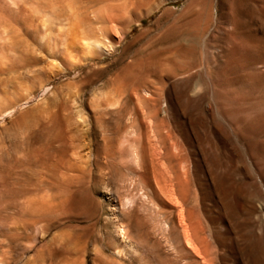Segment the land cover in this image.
Masks as SVG:
<instances>
[{
  "label": "rangeland",
  "instance_id": "374dc122",
  "mask_svg": "<svg viewBox=\"0 0 264 264\" xmlns=\"http://www.w3.org/2000/svg\"><path fill=\"white\" fill-rule=\"evenodd\" d=\"M77 32L104 51L65 49ZM105 191L125 226L153 215L156 264H264V0H0V264H138Z\"/></svg>",
  "mask_w": 264,
  "mask_h": 264
},
{
  "label": "bare ground",
  "instance_id": "6f19581e",
  "mask_svg": "<svg viewBox=\"0 0 264 264\" xmlns=\"http://www.w3.org/2000/svg\"><path fill=\"white\" fill-rule=\"evenodd\" d=\"M72 12H73V10H72ZM70 13H71V11H70ZM72 14V13H71ZM72 16H73V14H72ZM71 17V16H70ZM74 17V16H73ZM75 18V17H74ZM73 18V19H74ZM75 20V19H74ZM74 20L72 21L71 20V23L72 22H74ZM67 23H68V21H67ZM73 25V24H72ZM76 25H78V24H75L74 26H76ZM65 26V25H64ZM73 26V28H75ZM81 26V25H80ZM70 27V26H69ZM61 28V27H60ZM63 29V28H62ZM61 29V30H62ZM69 29V28H68ZM82 29V28H81ZM73 30V29H72ZM76 31H78L77 30V28L75 29ZM73 31V32H76V31ZM63 31V30H62ZM67 31V30H66ZM59 32H61L60 31V29H59ZM64 32V31H63ZM62 33V32H61ZM61 33H58V36H59V34H61ZM66 34V33H65ZM73 34V35H72ZM71 35L73 36V37H75L77 34H78V36H76V37H78V38H80V34L77 32V34L75 35L74 33H72ZM62 35V34H61ZM65 36V35H64ZM66 37H67V35H66ZM60 38H61V36H60ZM76 38H70V41L69 42H65L66 41V38H64V43H66V44H64L65 45V49H68V50H73V51H77V52H81V53H90L91 51L93 52H102V51H104L103 50V44H104V42L103 43H101L102 41L100 40V42L99 41H95V43H92L93 41L92 40H90V41H92V42H88V39H86L87 40V42H86V40H85V38H80V40H78V39H76ZM62 41H63V39H61ZM62 43V42H61ZM109 45V44H108ZM63 46V45H62ZM62 49V48H61ZM105 49V48H104ZM92 52L90 53V54H92ZM65 53H67V52H65ZM69 53V52H68ZM71 55V54H70ZM70 55H68V56H70ZM77 54H75V56H76ZM74 56V55H73ZM74 56V57H75ZM82 56V55H81ZM86 56V55H85ZM88 56H89V54H88ZM72 57V56H71ZM71 57H69V59H71ZM87 57V56H86ZM85 58V57H84ZM83 59V58H82ZM144 95V94H143ZM110 97V96H109ZM101 99H99V101H100ZM107 100V99H106ZM109 100V99H108ZM96 101H98V100H96ZM98 101V103H100L101 101V103L99 104V105H101L102 103H104V104H106L105 102H103L104 100H101L100 102ZM112 102H114V101H112L111 99H110V101H109V105H111L112 104ZM94 103H95V101H94ZM96 104V103H95ZM97 106H98V104H97ZM97 106H95L96 107V109H98L99 110V108L97 107ZM102 107V106H101ZM100 107V110H104L105 109V111H103V113H102V115L104 114V113H106L107 111H106V108L108 107H106V108H101ZM111 107V106H110ZM110 107H108V108H110ZM113 107V106H112ZM93 110V109H92ZM99 110V111H100ZM109 111L111 110V109H108ZM9 111V110H8ZM101 111V112H102ZM11 113V112H10ZM110 113L111 112H109V113H106L105 114V116L106 117H108L109 115H110ZM6 114V113H5ZM8 114V113H7ZM93 114V113H92ZM95 114H98V113H94L93 115H95ZM108 114V115H107ZM10 115V114H9ZM140 115H141V113H140ZM143 115V114H142ZM63 116V115H62ZM66 116V115H65ZM112 116H113V114H112ZM8 117V116H7ZM78 117L80 118H82L83 117V115H81V116H79L78 115ZM98 117H100V115L98 116ZM98 117H95V120H96V118H98ZM144 117H147V116H144ZM143 117V118H144ZM73 118V117H72ZM84 118V117H83ZM100 118H102V117H100ZM99 118V119H100ZM148 118V117H147ZM150 118V117H149ZM152 118V117H151ZM65 119H66V117H65ZM152 119H154V118H152ZM76 120V119H75ZM86 120V119H85ZM84 120V121H85ZM102 120V119H101ZM144 120V119H143ZM142 120V121H143ZM147 120H149V119H146V121ZM66 121V120H65ZM97 121V120H96ZM151 120H149V122H150ZM75 122V121H74ZM98 122H101L100 120L98 121ZM98 122H97V124H98ZM65 123V122H64ZM76 123V122H75ZM103 123V122H102ZM152 123V122H151ZM87 124V123H86ZM96 124V125H97ZM148 124V123H147ZM154 124V123H153ZM157 124V123H156ZM83 125V124H82ZM100 125H103V124H100ZM146 125V124H145ZM149 125V124H148ZM158 125V124H157ZM64 126V125H63ZM76 126V125H75ZM80 126H81V123H80ZM98 126V125H97ZM155 126V125H154ZM83 127V126H82ZM98 127H100V126H98ZM146 127V126H145ZM148 127H150V125L148 126ZM102 128V127H101ZM70 129V128H69ZM78 130H79V128H77ZM80 129H82L81 127H80ZM148 129V128H147ZM155 129H157L156 127H155ZM75 130H76V128H75ZM77 130V131H78ZM84 130V129H83ZM82 130V131H83ZM132 130V129H131ZM149 130V129H148ZM69 130L67 129V132H68ZM80 131V130H79ZM150 131V130H149ZM131 133V135H132V131H130ZM134 132V131H133ZM145 132H146V130H145ZM148 132V131H147ZM146 132V133H147ZM151 132V131H150ZM69 133V132H68ZM154 133V132H153ZM77 135L79 136V133H77ZM128 136H130L129 134H127ZM133 135H134V133H133ZM155 135H156V133H155ZM75 136V135H74ZM140 136H142V135H139L138 137H140ZM144 136V135H143ZM83 137V136H82ZM131 137V136H130ZM129 137V138H130ZM133 137V136H132ZM137 137V138H138ZM148 137V136H147ZM146 137V138H147ZM159 137V136H158ZM79 138V137H78ZM84 138V137H83ZM125 138H127V136L125 137L124 136V139ZM128 138V139H129ZM137 138H135V141L133 142V140H131L132 142L131 143H135L138 147H139V144H137V143H140L141 144V142H137ZM76 139V138H75ZM80 139H82V138H80ZM79 139V141L81 142V140ZM131 139H133V138H131ZM141 139V138H140ZM149 139H150V137H149ZM154 139V137H152V139L151 140H153ZM158 139V138H157ZM119 140V139H118ZM122 142L124 141V140H122V139H120ZM127 140V139H126ZM141 141V140H140ZM149 141V140H148ZM83 142H84V139H83ZM83 142H81V143H83ZM118 142V141H117ZM150 142H152V144H153V141H150ZM156 142V141H155ZM158 142H159V140H158ZM120 143L121 142H119V144L118 145H120ZM124 143V144H123ZM122 144L125 146L126 145V143H125V141L123 142ZM148 143V142H147ZM106 144H108V143H106L105 142V146H106ZM110 144V143H109ZM129 144V143H128ZM127 144V145H128ZM148 144H150V143H148ZM158 144V143H157ZM156 143L154 144L155 146L157 145ZM123 145H121V146H118V148L119 147H122ZM108 146V145H107ZM106 146V147H107ZM133 146V145H132ZM131 145L130 146H128V150H129V157H128V154H127V151H126V158H127V160L129 161V163L131 164V166H133V167H135V170H136V166H138V156L139 155H137V153H136V151H135V149L132 147ZM148 146V145H147ZM105 147V148H106ZM149 147V146H148ZM81 148V147H80ZM111 148V147H110ZM124 148H126V146L124 147ZM141 148V147H140ZM109 149V148H108ZM152 149V148H151ZM159 149H161V148H159ZM159 149H157V150H159ZM111 149H109L108 151H110ZM125 150H127V148L125 149ZM137 150H139V149H137ZM163 150V149H162ZM122 153L124 152V150L122 151V150H120ZM140 151V150H139ZM138 151V152H139ZM151 151H153V150H151ZM155 151V150H154ZM148 152H149V150H148ZM159 152V151H158ZM157 151H156V153H157V155L159 154ZM115 153V152H114ZM122 153H121V155H122ZM150 153V152H149ZM154 153V152H153ZM160 153H161V151H160ZM118 154H120V153H118ZM124 154H125V152L123 153V157H124ZM162 154V153H161ZM112 156V155H111ZM118 156V155H117ZM149 156H151V155H149ZM155 156H156V154H155ZM161 156V155H160ZM163 156V155H162ZM161 156V157H162ZM121 158H122V156L120 157V160H121ZM155 158H157V157H155ZM158 158H160V157H158ZM164 158V157H163ZM153 159V158H152ZM162 159V158H161ZM124 160H126L125 158H124ZM123 160V161H124ZM127 160H126V162H127ZM123 161H122V163H123ZM153 160H151L150 159V162H152ZM157 161V160H156ZM160 161V160H159ZM84 162V161H83ZM121 162V161H120ZM125 162V161H124ZM125 162V163H126ZM158 162V161H157ZM164 162V161H163ZM117 163V162H116ZM119 163V162H118ZM121 163V164H122ZM124 163V164H125ZM129 163H126V164H129ZM140 163V162H139ZM166 163V162H165ZM113 164V163H112ZM156 164H158V163H156ZM113 165H115V163L113 164ZM119 165V169H121V168H123L124 169V167H121L122 165H120V164H118ZM165 165V164H164ZM125 166V165H124ZM126 166H129V165H126ZM157 166V165H156ZM163 166V165H162ZM116 168H118L117 167V165L115 166ZM139 167V166H138ZM116 168H115V171H116ZM166 168V167H165ZM114 169V168H113ZM122 169V170H123ZM131 169H133V168H131ZM130 169V170H131ZM152 169H154V168H152ZM164 168L162 167V169L161 170H163ZM126 169H124V171H125ZM134 170V171H135ZM167 170V169H166ZM119 171V170H118ZM131 171H133V170H131ZM130 171V172H131ZM140 171V170H139ZM120 172H122V171H120ZM166 173H167V171H166ZM136 174V173H135ZM169 174V173H168ZM139 175V174H138ZM137 175V176H138ZM133 176V175H132ZM170 177V176H169ZM173 177V176H172ZM134 178V177H133ZM131 179V178H130ZM129 179V181H131ZM136 179V178H135ZM138 179V178H137ZM133 180V179H132ZM128 181V182H129ZM138 182V181H137ZM130 183V182H129ZM133 183V182H132ZM135 183V182H134ZM136 184V183H135ZM138 184V183H137ZM130 185H131V183H130ZM132 185H134V184H132ZM131 185V186H132ZM135 186V185H134ZM141 189V188H140ZM175 189V188H174ZM173 189V190H174ZM106 190V189H105ZM170 190V189H169ZM172 190V191H173ZM109 192V193H108ZM108 192H106L105 191V193L102 195V197L105 199H107V200H109V203H111V210H109L110 211V217H111V219H110V227L112 228V234L110 235V240H111V242H113L114 244H115V246L117 247L116 249L119 251H117V253L118 254H123V255H127V256H130L131 258H133L136 262H138V264H156V262H155V260H154V257L150 254V252L148 251V249L146 248V247H148V245H149V242L148 241H146L145 242V240H146V238H151V236H149V237H146V233L144 232V229L146 228V227H148V226H150L149 224H151V221H149L150 220V218L153 216H151V213H150V215L149 216H151V217H149L148 216V214H149V212H148V214H147V216H144V217H149V219H146V220H148V221H146V222H150L149 224H148V226H147V224H146V227L144 228V229H142V227L139 225L140 224V221L139 220H136V222L137 223H139L138 225H135V224H133V225H130V228L129 227H127V226H125L124 225V221H126L127 220V217H128V214H127V211H128V209H130L131 207H132V205H133V202H132V199L131 198H129V197H124V198H119V196H120V194H118L119 196L117 197V196H111L110 195V191H108ZM108 193V194H107ZM168 193V192H167ZM175 194V193H174ZM141 195V194H140ZM176 195V194H175ZM142 196V195H141ZM148 196V195H147ZM162 196V195H161ZM169 196V195H168ZM173 197H174V195H172ZM143 197H145L146 198V196H143ZM142 197V198H143ZM164 197V196H163ZM167 197V196H166ZM166 197H164V198H166ZM176 197V196H175ZM174 197V198H175ZM147 199V198H146ZM145 199V200H146ZM168 199V198H167ZM170 199V198H169ZM172 200H173V198H172ZM149 201H151V198H150V200H148V202ZM166 201V200H165ZM169 201V200H168ZM167 201V202H168ZM180 201V200H179ZM142 202L144 203V200L142 199ZM153 202H155V201H153ZM156 203V202H155ZM158 203V202H157ZM161 203V202H160ZM165 203V202H164ZM171 203H172V201H171ZM173 204V203H172ZM175 204H178V203H175ZM181 204V203H180ZM151 205V204H150ZM153 205V204H152ZM158 205V204H157ZM156 205V206H157ZM182 205V204H181ZM155 206V205H154ZM166 206V205H165ZM169 206V205H168ZM167 206V207H168ZM174 206V205H173ZM158 207H160V208H162L161 207V205L160 206H158ZM179 207H181V206H178V208ZM184 207V206H183ZM152 208H154V207H152L151 206V209L149 210L148 209V211H152ZM164 208V212L166 211V210H168V209H166L165 210V207H163ZM176 208H177V206H176ZM139 209V208H138ZM157 209V208H156ZM171 209V208H170ZM162 210V209H161ZM173 210V209H172ZM171 210V211H172ZM135 211V210H134ZM154 211H155V208H154ZM169 211V210H168ZM168 211H167V214H168ZM145 213V212H144ZM158 213H159V211H158ZM157 213V214H158ZM161 213V212H160ZM174 213V212H173ZM131 214V213H130ZM164 214V213H163ZM162 214V215H163ZM166 214V213H165ZM171 214V213H170ZM186 214H187V212H186ZM145 215V214H144ZM172 215V214H171ZM185 215V214H184ZM184 215H183V213L179 210V212H178V215H177V223H176V225L174 224V228L173 229H175V234L176 235H173V236H176L175 238H177V240L178 241H176L177 243H178V245L180 244L181 245V247H183V249L191 256H189V258H192L193 260H195V262L197 261L198 262V258L200 257V254H199V252H198V248L196 247V243H194V241H193V239L194 238H196V236L194 237L193 235H192V231H194V230H192V231H190V229L191 228H189V226H188V224L186 223V220H185V217H184ZM161 216V215H160ZM160 216H159V219H161L160 218ZM186 216V215H185ZM173 217V216H172ZM188 217V216H187ZM129 218V217H128ZM154 218V217H153ZM155 219V218H154ZM157 219H158V216H157ZM157 219L155 220V222L157 221ZM189 219V218H188ZM153 220V219H152ZM162 220H164V221H167L166 219H163L162 218ZM173 220V219H172ZM109 221V220H108ZM107 221V222H108ZM154 221V220H153ZM160 221V220H159ZM163 222V221H162ZM144 223V222H143ZM160 223H161V221H160ZM166 223V222H165ZM142 224V223H141ZM154 224H156V223H154ZM153 224V225H154ZM152 225V226H153ZM145 226V225H144ZM152 226H151V228H152ZM157 226H159L158 224H157ZM161 226V225H160ZM154 227H156L155 225H154ZM153 227V228H154ZM150 228V227H149ZM152 228V229H153ZM158 228V227H157ZM156 228V229H157ZM129 229H131L132 230V232L133 233H138V234H136V235H138V237L136 238L135 237V235L133 236V235H131L129 232ZM154 230H155V228H154ZM153 230V231H154ZM158 230V229H157ZM169 229L167 228V226H166V224H163V231L165 232H163L165 235H166V233H167V231H168ZM148 231V230H147ZM151 233V232H150ZM149 233V234H150ZM158 233V232H157ZM170 233H173V232H171V230H170ZM194 233V232H193ZM158 234H160V233H158ZM196 234V233H195ZM157 235V234H156ZM161 236V238L163 239V235L161 234L160 235ZM160 236H158V237H160ZM194 238H193V237ZM149 238V240H151ZM168 238H170V237H168L167 236V239ZM161 239V240H162ZM148 240V239H147ZM159 240V239H158ZM170 240H172V239H169V241ZM195 240V239H194ZM199 240V239H198ZM153 241V240H152ZM160 241V240H159ZM162 241H166V237H165V240H162ZM163 242V243H164ZM173 242H175V241H173ZM176 242L174 243V246H175V244H176ZM156 243H158V242H156ZM199 243H201V242H199ZM145 244H147V246H145ZM154 245H155V243H153ZM160 244V243H159ZM168 244H170V243H168ZM167 244V245H168ZM153 245V247H155ZM162 245V244H161ZM163 245H165V243L163 244ZM162 245V246H163ZM166 245V246H167ZM171 245V244H170ZM177 245V244H176ZM197 245H198V242H197ZM159 246L160 245H158V248H159ZM162 246H160L161 248H162ZM165 246V247H166ZM173 246V247H174ZM199 246V245H198ZM164 247V246H163ZM172 247V246H171ZM171 247H169V248H171ZM158 248H156L157 250H158ZM167 248V247H166ZM168 248V249H169ZM160 249V248H159ZM165 249V248H164ZM176 250H178V249H176ZM150 251H152V250H150ZM162 251V250H161ZM160 251V252H161ZM169 251V250H168ZM181 251V250H180ZM183 251V250H182ZM202 251V250H201ZM154 252H156V250L154 251ZM158 252H159V250H158ZM167 252V251H166ZM116 253V254H117ZM183 253H185V252H183ZM167 254V253H166ZM177 254V253H176ZM202 254V253H201ZM154 255H156V254H154ZM121 256V255H120ZM163 256H164V254H163ZM126 257V256H125ZM164 257H166V256H164ZM170 257V256H169ZM129 259V258H128ZM165 259V258H164ZM167 259H168V256H167ZM183 259V258H182ZM187 259V258H186ZM162 260V259H161ZM164 261H166V260H164ZM192 261V260H191ZM203 261V260H202ZM132 262V261H131ZM167 262L169 263V261L167 260L165 263L167 264ZM193 262V261H192ZM191 262V263H192ZM196 262V263H197ZM200 263V262H199ZM198 263V264H199ZM161 264V263H160ZM201 264H202V262H201Z\"/></svg>",
  "mask_w": 264,
  "mask_h": 264
}]
</instances>
